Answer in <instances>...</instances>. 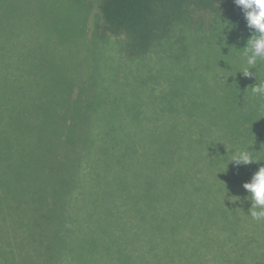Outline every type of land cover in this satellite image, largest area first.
<instances>
[{
    "label": "trees",
    "instance_id": "1",
    "mask_svg": "<svg viewBox=\"0 0 264 264\" xmlns=\"http://www.w3.org/2000/svg\"><path fill=\"white\" fill-rule=\"evenodd\" d=\"M225 7L245 45L252 32L234 0H101L99 30L142 59L188 14L200 12L198 25ZM9 20L0 0V264H264V220L243 188L264 166V115L257 123L243 101L240 123L124 128L100 123L118 96L79 89L19 111L24 91L5 81L8 57L20 64ZM238 150L259 161L234 166Z\"/></svg>",
    "mask_w": 264,
    "mask_h": 264
},
{
    "label": "rangeland",
    "instance_id": "2",
    "mask_svg": "<svg viewBox=\"0 0 264 264\" xmlns=\"http://www.w3.org/2000/svg\"><path fill=\"white\" fill-rule=\"evenodd\" d=\"M6 1L9 52H16L20 64L6 59L5 81L9 88L18 84L24 91V99L19 94L21 99H14L21 102L19 111L35 109L45 94L62 101L63 95L72 98L79 89L106 99L118 96L119 111L102 105L109 114L100 123L109 119L124 128L240 123L243 101L251 104L246 112L254 121L264 115V97L251 91L264 83V61L258 60V70H250L256 75L240 72L247 67V42L239 44L226 7L218 20L203 12L204 23L198 25L200 12L188 14L148 56L129 60L122 51L125 36L100 33L101 0ZM237 80L244 86L236 87Z\"/></svg>",
    "mask_w": 264,
    "mask_h": 264
},
{
    "label": "clouds",
    "instance_id": "3",
    "mask_svg": "<svg viewBox=\"0 0 264 264\" xmlns=\"http://www.w3.org/2000/svg\"><path fill=\"white\" fill-rule=\"evenodd\" d=\"M235 5L241 8L247 27L252 35L244 48L247 67L242 71L243 75L253 76L251 69H257L258 60L264 61V0H234ZM253 95L264 97V83H257L251 88ZM257 153V152H256ZM259 161L250 150H238L232 153L231 162L234 166H247ZM243 188L249 194L245 197L251 202L249 215L257 221L264 220V166L251 177L250 182H245Z\"/></svg>",
    "mask_w": 264,
    "mask_h": 264
}]
</instances>
